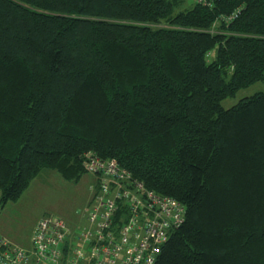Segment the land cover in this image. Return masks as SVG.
Instances as JSON below:
<instances>
[{
	"label": "trees",
	"instance_id": "1",
	"mask_svg": "<svg viewBox=\"0 0 264 264\" xmlns=\"http://www.w3.org/2000/svg\"><path fill=\"white\" fill-rule=\"evenodd\" d=\"M209 1L0 0L1 204L92 151L185 205L156 264H264V90L222 104L264 82V0Z\"/></svg>",
	"mask_w": 264,
	"mask_h": 264
},
{
	"label": "built area",
	"instance_id": "2",
	"mask_svg": "<svg viewBox=\"0 0 264 264\" xmlns=\"http://www.w3.org/2000/svg\"><path fill=\"white\" fill-rule=\"evenodd\" d=\"M84 167L97 180L82 221L72 225L60 216L41 217L31 249L0 236V264L157 263L170 234L185 220V205L149 188L116 158L88 151Z\"/></svg>",
	"mask_w": 264,
	"mask_h": 264
},
{
	"label": "rangeland",
	"instance_id": "3",
	"mask_svg": "<svg viewBox=\"0 0 264 264\" xmlns=\"http://www.w3.org/2000/svg\"><path fill=\"white\" fill-rule=\"evenodd\" d=\"M194 1L187 0V3ZM260 90H264V82L239 90L222 104L230 107ZM96 180V175L91 172L84 173L79 179H68L55 170H43L19 200L6 205L0 202V229L8 232V238L15 245L26 246L21 241H29L36 222L43 216H60L71 224L80 223L83 213L90 207Z\"/></svg>",
	"mask_w": 264,
	"mask_h": 264
},
{
	"label": "crops",
	"instance_id": "4",
	"mask_svg": "<svg viewBox=\"0 0 264 264\" xmlns=\"http://www.w3.org/2000/svg\"><path fill=\"white\" fill-rule=\"evenodd\" d=\"M94 193H95V188H94V191H93V193H92V195H91V198H90V205H91V202H92V200H93V197H94ZM19 200V199H18ZM17 201V200H16ZM38 222V221H37ZM37 222H36V224H37ZM75 222V221H74ZM76 223V222H75ZM36 224H35V226H34V228H33V230H32V232H31V234H30V238H29V241L26 243V242H24V241H21L23 244H25L26 246H21V245H19L20 247H22V248H25V249H31L32 248V246H33V234H34V230H35V227H36ZM71 224V223H70ZM72 225H75V224H72ZM0 235L2 236V237H4V238H6L7 240H9L12 244H14L15 245V243L10 239V238H8L9 236H8V232H6V231H4L3 229H0ZM16 245H18V244H16Z\"/></svg>",
	"mask_w": 264,
	"mask_h": 264
}]
</instances>
